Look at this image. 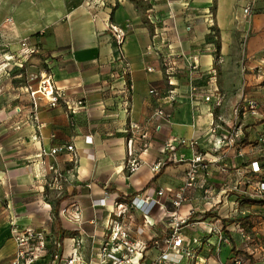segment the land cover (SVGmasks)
Listing matches in <instances>:
<instances>
[{
	"label": "crops",
	"instance_id": "obj_1",
	"mask_svg": "<svg viewBox=\"0 0 264 264\" xmlns=\"http://www.w3.org/2000/svg\"><path fill=\"white\" fill-rule=\"evenodd\" d=\"M249 4L252 12L245 20L242 10ZM36 15L34 22L23 27L21 37L37 35L33 38L44 58L42 73L52 75L54 87L67 100L82 101L84 106L70 115L64 106L50 108L40 100L34 121L29 118V96L0 84V192L4 201L0 264H9L13 258V228L44 230L50 251L52 242L60 240L61 260L74 256L78 263L95 264L116 223L130 226L131 242L147 244L143 253L134 256L133 264H156L167 251L164 239L173 232L170 200L163 198L146 217L134 209L129 225L117 216L116 204L128 206L138 195L156 199L159 190L174 195L197 154L210 162L211 173L200 179L199 189L187 193L188 201L177 210L179 217L193 221L179 231L190 256L183 254L178 264L231 263L235 256L229 238L237 251L245 252L239 248V242L245 246V241L237 224L225 226L227 234H216L222 205L217 203L225 197L218 195L215 183L221 175L213 170L236 161H240L238 170L248 168L250 158L243 159L248 147L246 142L236 144L238 150L224 148L217 156L213 144L221 126L233 121L234 102L247 101L245 92L256 90L258 99L253 100L258 102L260 115L253 118L264 121V0H55L50 12ZM109 24L126 32L123 52L128 75H122ZM159 56H167L176 65L173 86L167 84ZM153 88L157 97L149 93ZM215 89L222 97L220 106L204 101ZM169 90L174 94L170 96ZM157 109L170 113V119L153 118ZM250 119L244 114L242 123L250 125ZM135 124L145 129L147 138L131 134L130 126ZM170 139L193 141L196 146H176L173 154L183 161H167L161 171H152L157 162L167 159L161 148ZM57 146H72L73 151L42 154ZM132 158L140 161V167L128 174L126 165ZM225 178L227 183L246 179L231 174ZM207 185H212L209 191ZM73 213L76 220L71 218ZM240 213L234 210L221 220L243 217ZM260 229L252 226L254 232ZM154 240L159 241L158 248ZM51 260L49 253L39 263L51 264Z\"/></svg>",
	"mask_w": 264,
	"mask_h": 264
},
{
	"label": "built area",
	"instance_id": "obj_2",
	"mask_svg": "<svg viewBox=\"0 0 264 264\" xmlns=\"http://www.w3.org/2000/svg\"><path fill=\"white\" fill-rule=\"evenodd\" d=\"M252 7L251 4L247 5L242 10V15L245 20H248L251 16ZM108 32L112 36L116 48L119 54V61L122 66V75H128V64L126 62L123 47L126 41V32L124 28H121L114 24L108 25ZM24 45V44H23ZM147 50H151L150 47ZM33 50L31 51V53ZM159 55L158 53H156ZM159 64L167 75V84L168 86H173L171 76L175 71V63L170 62L168 57L159 56ZM197 61L194 62L193 65H190V70L194 71L196 69ZM152 68H148V72H152ZM37 78V77H36ZM35 78V79H36ZM24 93H26L31 100V110L29 113V118L34 121H37V101L45 100L47 105L50 108H57L59 106H64L66 112L70 115L76 114L79 110H81L84 106L82 101L70 102L66 99V96L57 90L53 84V77L49 73H41L36 88H32V86H25L22 88ZM192 91H195V88L192 87ZM149 93L153 96H158V91L156 89H151ZM169 95H173L174 91L169 90ZM205 102H211L215 106H220L222 103V97L219 95L217 89L213 90L208 95L204 96ZM18 112H21V108L17 109ZM245 110H247L250 115L257 117L260 115L258 102L256 100L250 99L245 101ZM235 113L237 111L235 110ZM171 117V114L162 110L157 109L154 112L153 118L155 119H163L168 121ZM40 126V125H39ZM39 129V127H38ZM131 134L137 133V136L140 138H147L145 129L141 126L135 124L130 126ZM141 133V134H140ZM239 132H234L230 136L225 138V145H231L237 138ZM132 138L128 141L130 143ZM178 143V144H177ZM188 145L193 147L194 142L190 141L186 143V140L183 139H170L168 140L164 146L161 148V153L168 155L167 159L164 162H157L153 167L152 171L159 172L160 169L164 166L165 162H178L183 161V158H177L173 154V150L176 146L180 145ZM216 147V144H213V148ZM64 150L68 152L73 151L72 146H67L63 148L62 146L54 147L50 150L49 153L42 151V154L49 156H56L64 152ZM128 155L131 156V147L129 150L128 147ZM210 162L204 158V156L197 154L189 161V166L185 171V181L181 188L174 193V195H169L167 191L159 190L155 192L154 198H149L148 196L138 195L133 197L130 201V205L139 210L144 217L149 216L154 207L160 204V201L163 198L169 199L171 205L173 207V216L170 219L171 229L173 230L171 236L169 238L164 239L163 243L167 247V251L161 254L160 258L157 260L158 263L167 264H177L182 258L183 254L185 257L190 256V251H187L183 247V240L180 236V229L183 225L186 224V219L184 217H179L177 215V210L184 205L187 201V193L199 189L200 179H202V172L207 170ZM140 167V161L137 159H130L127 161L126 169L128 174L135 173ZM253 171L258 170V166L256 162L252 163ZM50 171L54 172V168L50 167ZM56 177H52L48 180L46 184H49L51 181L55 180ZM258 193L260 191H264V183H260L257 190ZM100 202L104 203V200H100ZM117 208V216L121 217L124 214V206L123 204H116ZM67 213V210L63 211ZM70 215V214H68ZM71 218L77 219V215L73 213ZM129 230L130 226H120L119 224H114L110 228L109 235L106 241L101 246L99 253L97 254L96 264H133L132 258L136 254L143 253L147 244L131 242L129 239ZM212 232H215L212 229ZM242 232V230H241ZM220 229L217 230L216 234H220ZM12 239L15 243V252L13 258L10 260L9 264H40L39 261L44 259L49 253L51 254L52 260L51 264H82L78 263L79 259L72 258L61 260L60 259V249L61 242L59 240L52 242L53 250H49V238L48 234L44 230H37L33 228H25L24 230H18L17 228L12 229ZM154 247H159V241H152ZM235 264H243L242 260L239 258L235 261Z\"/></svg>",
	"mask_w": 264,
	"mask_h": 264
},
{
	"label": "rangeland",
	"instance_id": "obj_3",
	"mask_svg": "<svg viewBox=\"0 0 264 264\" xmlns=\"http://www.w3.org/2000/svg\"><path fill=\"white\" fill-rule=\"evenodd\" d=\"M54 3L55 0H0L1 85H9L10 88L19 89V91L22 92L21 94L25 95L27 94L23 93L24 90L21 88L25 86H32L33 89L36 88L40 74L43 72L42 70L45 66L43 63L44 58L41 57L42 55L36 47L37 45L34 38H36L37 35L32 34V36L28 38H23L21 34L24 26H28L35 21L36 14L42 16L50 12ZM32 50L33 52L31 53ZM244 95L246 96V100L258 99L256 90L245 92ZM244 104L245 103L242 101L234 102V108H231L233 121L226 124L222 123L221 133L219 135L216 133L215 135L219 137L214 143L216 144V147L213 149L215 155L218 156L222 154L223 152H221V149L224 148H235L238 150L239 146L237 147L236 144L239 145V141L245 136V146L248 147L246 149L248 153H245L243 159L246 160V158H250V162L247 164L249 167L243 168V171L238 170L239 167H241L237 165L240 161H236L234 164H222L219 165L220 167L217 168V170H213V173L218 175V177L221 175L218 183H215L219 191L218 195L219 197L221 195L225 197V201L222 202L219 198L220 203H217V205L222 204L219 206L220 215L217 218H219L221 222L218 223V226L220 227V232H222V217H226L228 214L230 215L234 210L238 213L243 212L244 216H246L247 211L245 210H249L250 215L253 216L252 220L254 225L251 220L252 226H260L262 229H260L259 232H254L252 229L250 231L239 229V233H244L243 240L245 241V246L241 241L239 242V248L244 249L245 252L239 251L241 256L235 257L234 261L228 264H235V261L239 258L243 260V264H249L250 258L255 261V264H264V191H260L259 193L256 191L259 184L264 183V123L260 125L257 121L258 119H254V116L250 115V113L245 110ZM235 110L237 113H235ZM244 114L251 116V119L247 121L250 125L246 126L242 123ZM254 120L256 121L254 122ZM248 127H251V130L249 133H246L244 129ZM234 132H239V135L231 145L222 143L225 141L226 137ZM193 146L196 145L194 144ZM253 162L257 163V171H253L252 169ZM209 165L207 170L201 174L204 177L211 173ZM229 174H231V176L235 175L236 177L242 176L246 179L237 180L234 183H227L225 177ZM211 186L212 185H207L208 191L212 188ZM242 190H245L246 194H242V192H244ZM202 192L203 195L209 196V194H205L207 191L202 190ZM228 195L229 197L234 196L229 198ZM227 197L229 201H226ZM216 200L217 199H215V202ZM205 203H209V201L206 200ZM3 205L4 201L2 199V193L0 192V207H3ZM134 209L135 208L130 205V202L128 206L124 207L125 212L121 215L124 223L129 225L133 222L134 217L132 212ZM62 214L66 215L64 212ZM240 215L242 214L240 213ZM184 218L186 219V224L183 226H188L190 223H193V221L189 220V217ZM132 227L134 228V226ZM226 233L227 231H225L224 234ZM228 242L230 243V240H228ZM156 264L163 263L157 262Z\"/></svg>",
	"mask_w": 264,
	"mask_h": 264
},
{
	"label": "trees",
	"instance_id": "obj_4",
	"mask_svg": "<svg viewBox=\"0 0 264 264\" xmlns=\"http://www.w3.org/2000/svg\"><path fill=\"white\" fill-rule=\"evenodd\" d=\"M262 86H264V81L262 82ZM262 123H264L263 120H261L259 122V124H262ZM239 143L240 144H244L245 143V136H244V138L242 140L239 141ZM161 169H160V171H161ZM205 217H207V216H205ZM252 218H253V216L246 215V216H243V217H240V218L223 220L222 221V225H223L222 231L225 233V226H229V225H232V224H237L238 226H240V228L243 231H250L252 229V223H251ZM229 240H230V245H231V252L233 253V255L235 257H239L240 252L236 250V246H235V243H234L233 239L229 238ZM59 242H60V240H59ZM242 262H243V260H242ZM249 264H255V261L250 258L249 259Z\"/></svg>",
	"mask_w": 264,
	"mask_h": 264
}]
</instances>
